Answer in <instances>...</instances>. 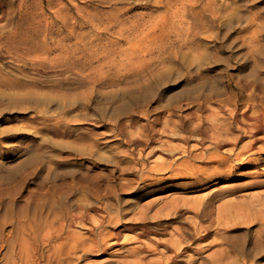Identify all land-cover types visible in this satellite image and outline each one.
<instances>
[{
	"label": "rangeland",
	"instance_id": "1",
	"mask_svg": "<svg viewBox=\"0 0 264 264\" xmlns=\"http://www.w3.org/2000/svg\"><path fill=\"white\" fill-rule=\"evenodd\" d=\"M3 2L0 264H264V0Z\"/></svg>",
	"mask_w": 264,
	"mask_h": 264
},
{
	"label": "bare ground",
	"instance_id": "2",
	"mask_svg": "<svg viewBox=\"0 0 264 264\" xmlns=\"http://www.w3.org/2000/svg\"><path fill=\"white\" fill-rule=\"evenodd\" d=\"M0 7L2 8V12L0 14V19L1 20H5L6 18H8V13H9V9L10 7L6 6V4L3 2V0H0ZM10 14V13H9ZM10 16V15H9ZM17 33V32H16ZM14 36V35H13ZM12 36V37H13ZM200 75V74H199ZM201 79H199L200 81ZM203 80V79H202ZM204 81V80H203ZM205 82V81H204ZM205 98V97H204ZM234 99V98H233ZM246 100V99H245ZM248 100V99H247ZM213 101V100H212ZM199 104V103H198ZM224 104V103H223ZM231 104V103H230ZM237 106V105H235ZM241 109V108H240ZM261 108H259L260 110ZM227 110V109H226ZM262 111V110H261ZM189 112V111H188ZM199 112V111H198ZM264 112V111H263ZM262 112V113H263ZM194 111H191L189 112V114H192L193 115ZM231 118H232V121L230 122H237L239 123L240 125H238L237 123L235 124V126H232V124H229V129L231 128H237L239 130V134L235 135L236 138L235 139V145L236 147H238L239 145V142L241 140H244L246 139L247 141L244 142V144H242L239 149L236 151V152H233V150H230L231 152L235 153V156L237 159H242L244 160V154L248 153V151L254 149L256 146H258L256 149H254L253 151L255 152H262L264 153V135L262 132H264V121L262 120L263 117H261L259 114H260V111L258 113H255V116L249 112V108L248 106L247 107H243V109L238 112L237 110H232L231 112ZM261 113V114H262ZM239 114V115H237ZM258 114V115H256ZM200 115V114H199ZM217 115V114H216ZM198 116V115H197ZM201 116V115H200ZM207 116V115H206ZM226 116V115H225ZM237 116H240L239 118ZM209 117V116H208ZM207 117V118H208ZM198 118V117H197ZM201 118V117H200ZM221 118V117H220ZM225 119V117H224ZM194 120V119H193ZM201 120H204V119H201ZM226 120V119H225ZM224 120V121H225ZM167 121V120H166ZM211 121V120H210ZM135 122V121H134ZM200 122V121H199ZM227 123V122H225ZM198 124V123H197ZM199 124H203V122L199 123ZM217 124V123H216ZM224 124V123H223ZM168 125V124H167ZM225 125V124H224ZM231 125V126H230ZM178 126V125H177ZM201 126V125H200ZM215 126V125H214ZM218 126V125H217ZM216 126V127H217ZM194 127V126H193ZM206 127V126H205ZM219 128V127H218ZM218 128H213L212 127V130L215 129L217 130ZM196 129V128H195ZM172 130V129H171ZM197 130V129H196ZM202 130V129H201ZM205 130V129H204ZM210 130V129H209ZM228 130V129H227ZM169 131V130H168ZM236 131V130H235ZM167 132V131H165ZM213 132V131H212ZM232 132V130H231ZM168 133V132H167ZM228 133V132H227ZM259 133H262L261 135ZM215 135L212 137V146H214L215 148H223L225 146H227V143H228V140L225 139V133L224 131L222 132H218V130L214 133ZM156 138V137H155ZM230 138V137H229ZM138 139V138H137ZM164 140V139H163ZM158 141V140H157ZM263 141V144L261 143L260 145H258L259 142ZM165 142V141H164ZM196 145V144H194ZM189 146V145H188ZM211 146V145H210ZM197 148V147H196ZM206 148V147H205ZM232 149H235V148H232ZM188 152V154L190 156H193L194 158L196 159H204L205 156H206V153L205 152H198V151H195V148L194 147H190L189 149H185L184 152ZM227 151V150H226ZM231 152H228L227 154H224V153H214V154H211L209 156V160L208 162H217L218 164L215 165V167L217 168L216 170H218L224 162H228L231 159V155H233V153ZM226 153V152H225ZM250 159H248L244 165V168H236V173L232 174L231 177L233 176H242V175H249V174H252L254 172H256V170L262 166L264 164V157L262 156H259V157H249ZM182 164V163H181ZM231 164V163H230ZM240 164V163H239ZM242 164V163H241ZM234 165V164H233ZM170 166V165H169ZM190 167V166H189ZM206 169H207V166H205ZM203 167V169L205 168ZM228 167V166H227ZM231 167V166H230ZM162 168V167H161ZM170 168V167H169ZM188 168V167H187ZM254 168V169H252ZM158 169V168H157ZM156 169V170H157ZM163 169V168H162ZM205 169V170H206ZM231 169V168H230ZM256 169V170H255ZM183 170V169H182ZM227 170V169H226ZM224 170V171H226ZM188 170H186L187 172ZM198 171V170H197ZM215 173H212L210 176H212L213 174L216 175L218 173H216V171H213ZM199 173V171H198ZM196 175V174H194ZM218 178V177H217ZM256 183V182H255ZM248 184V183H247ZM205 201V200H204ZM1 203V202H0ZM1 206V205H0ZM201 208V207H200ZM1 209V208H0ZM204 210V209H203ZM209 210V209H208ZM11 213V212H10ZM71 213V212H70ZM75 215V213H74ZM77 215V214H76ZM82 216V215H81ZM88 216V215H87ZM78 217V216H77ZM81 220V218H80ZM86 221V220H84ZM40 222V221H39ZM26 223V222H24ZM36 223V222H35ZM4 224V223H3ZM38 224V222L36 223ZM72 224V223H71ZM26 225V224H25ZM24 225V226H25ZM74 225V224H73ZM22 226V225H21ZM24 226H23V229H24ZM42 226V225H41ZM96 226V225H95ZM144 226V225H143ZM30 227V226H28ZM26 227V228H28ZM36 227H38V225H36ZM22 228V227H21ZM25 228V229H26ZM39 228V227H38ZM41 228V227H40ZM59 228V227H58ZM103 228V227H102ZM138 228V227H137ZM33 229V228H32ZM31 229V230H32ZM4 230V229H3ZM1 231V230H0ZM11 231V230H10ZM33 231V230H32ZM67 231V230H66ZM2 232V231H1ZM26 232V231H25ZM30 232V230H29ZM33 233V232H32ZM2 234V233H1ZM25 234V233H24ZM28 234V233H27ZM75 234V233H74ZM4 235V234H3ZM106 235V234H105ZM26 236V235H25ZM75 236V235H74ZM80 236V235H79ZM2 238V236H1ZM1 238H0V241H1ZM20 238V237H19ZM70 238V237H69ZM72 238V237H71ZM70 238V239H71ZM103 238V237H102ZM6 240V239H4ZM8 240V238H7ZM22 240V239H21ZM39 240V239H38ZM72 240V239H71ZM78 240V239H77ZM100 240V239H99ZM3 241V240H2ZM27 240L25 239V242ZM75 242V241H74ZM72 243V244H75V243ZM96 242V241H95ZM4 243V241H3ZM30 243V242H29ZM1 244V243H0ZM5 244V243H4ZM15 244V243H14ZM18 244V243H17ZM26 244V243H25ZM91 244V243H90ZM8 245H9V242H8ZM11 245V244H10ZM72 246V245H71ZM75 246V245H74ZM78 246V245H77ZM141 246V245H140ZM147 246V245H146ZM146 246H142V247H145ZM73 247V246H72ZM82 247V246H81ZM80 247V248H81ZM81 249H84V248H81ZM108 249V248H107ZM25 250V249H24ZM34 250V249H33ZM72 250V249H71ZM74 250V249H73ZM65 252V251H64ZM69 252V251H68ZM22 253V252H21ZM66 253V252H65ZM23 254V253H22ZM69 254V253H68ZM71 255V254H70ZM22 257V256H21ZM20 257V258H21ZM17 259V258H16ZM18 260V259H17ZM30 260V259H29ZM24 261V258L23 260ZM22 263V262H20ZM9 264H11L9 262ZM12 264H15V263H12ZM19 264V263H18Z\"/></svg>",
	"mask_w": 264,
	"mask_h": 264
}]
</instances>
